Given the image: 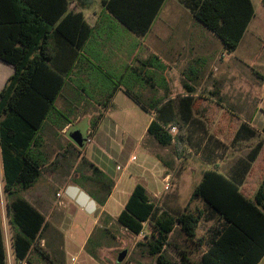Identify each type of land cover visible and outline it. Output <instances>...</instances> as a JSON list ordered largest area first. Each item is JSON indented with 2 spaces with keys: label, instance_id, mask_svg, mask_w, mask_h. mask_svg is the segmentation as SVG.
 <instances>
[{
  "label": "trees",
  "instance_id": "obj_1",
  "mask_svg": "<svg viewBox=\"0 0 264 264\" xmlns=\"http://www.w3.org/2000/svg\"><path fill=\"white\" fill-rule=\"evenodd\" d=\"M55 1V4L48 3ZM0 0V60L14 67V74L0 92V150L3 168V188L8 198L10 225L14 231L13 247L18 263L32 264L30 253L37 248L46 226V218L27 200L21 191L34 186L42 173V162L37 156L41 145L40 134L45 123L60 115L56 102L62 94L81 50L92 35V28L81 13L68 12L61 0ZM155 9V14L159 6ZM194 18L211 30L228 52H234L255 16L252 0H180ZM108 8L139 36H144L154 20H143L130 14L128 17ZM264 8V0H262ZM131 8L134 5H130ZM129 7V6H128ZM159 61V58L155 57ZM163 66L165 64L159 61ZM126 93L147 113L154 115L147 135L162 148L173 147L179 160L186 153V126L189 123V91L187 96L159 107H148L129 90ZM114 93L111 95V98ZM175 106H174V104ZM173 104V105H172ZM171 105V106H170ZM167 107V108H166ZM170 107L172 109L168 110ZM176 108V110H175ZM191 112V111H190ZM104 114L91 123L93 137ZM176 129L173 135L172 129ZM264 134V127L261 130ZM259 132L242 122L235 133V143L255 138ZM264 149L258 143L250 152L240 179L229 178L217 170L206 171L202 182L194 189L190 202L199 199L205 211L194 214L189 203L184 212L174 216L154 204L143 185L138 184L117 221L128 232L142 235L145 225L149 235L139 246L147 249L156 264H175L163 251L170 246V236L179 229L189 239V255L179 264H259L264 257V182L253 198L242 188L247 174L252 170ZM207 158L210 154L204 153ZM96 177L88 179L102 193L101 206L109 199L114 182L96 168ZM85 181V179H84ZM203 219V220H202ZM210 224L199 236L201 223ZM207 245L200 263L192 259L193 246ZM0 264H7L4 235L0 217Z\"/></svg>",
  "mask_w": 264,
  "mask_h": 264
},
{
  "label": "crops",
  "instance_id": "obj_2",
  "mask_svg": "<svg viewBox=\"0 0 264 264\" xmlns=\"http://www.w3.org/2000/svg\"><path fill=\"white\" fill-rule=\"evenodd\" d=\"M65 2L68 5V12L81 13L84 16L86 23L92 28V35L83 46L81 56L76 62L65 88L56 102L61 116L54 115L51 117L45 123L40 134L41 145L36 153L42 162L43 168L41 176L38 179L45 178L49 182L50 187L47 190L40 189L36 191L27 201L46 218V226L42 235L47 229L52 227L58 228L59 232L63 234L62 229L66 226L65 222L69 221L68 218L71 215L72 217L73 215L75 216V213H78L82 217V220H75L81 222L80 225H83L85 222L87 224L90 223L91 226L85 230L83 243L79 251L82 255V261H79V258L75 257L72 258V264H86L87 262L98 264V260L86 251V246L96 231V228L94 229L93 227L100 225L101 217L104 214H106L107 218L109 217L116 222L124 210L129 199L120 205V199L123 197L122 188L129 183L126 180L125 172L131 170L130 180H134L131 184L133 186L132 190L138 184L143 185L154 204H156L155 201L159 202L162 199L161 196L158 197L157 194L149 192V190L154 191L156 189L158 185L157 176L163 174L162 182L166 188L168 181L170 185L173 173L170 171L167 162L163 160L160 154L155 152V149L160 148V146L152 138L149 145L147 141L145 142V152L141 155L139 163H137L138 159L132 161V158H130L125 168L117 166L116 172L109 168L107 170L99 168L100 166L88 164L91 171L76 177L81 182H73L71 176L66 177L67 174H65L69 151H65L64 143L61 141V136L69 133L73 128V123L71 120L63 121L60 117L62 115L65 116L64 113L73 115L77 112L74 114L76 115L74 120L77 123L81 121L80 115L82 114L88 115L92 119L96 111H102L104 118L100 123L97 133L91 137V143L95 141L97 148L101 152L112 151L110 155L115 157H120L121 154L114 150V148H119L120 146L114 134L120 125L124 124V128L127 126L128 130L134 129L135 126L144 129L143 135L140 138V141H142L144 134H147L149 125L154 120V115L145 112L126 93V90L139 97L142 103L150 108L155 103H161L159 105L160 108L166 105L167 99L171 98L172 90L169 73L173 70L175 61L180 60L182 57V54H176L178 51L175 49L174 40L172 39L175 34L174 29L172 26H168L167 23L189 16V42L182 49L186 52V58L189 61V79L183 86L186 92L189 91V99H192L189 101V123L186 126L188 142L185 154H189L192 162L193 154H196L207 165L208 169L206 171L217 170L229 178L240 179L244 175V167L250 152L258 143L264 142V134L261 133L264 124L261 128H257L252 120L238 119L239 124L235 133L239 129L240 124L245 122L249 124L250 128L259 132V134L251 140L235 143L233 142L234 133L228 148L236 149L237 146L247 147L248 153L245 156L238 157V159L228 165L227 156H224V150H228V148H226L223 140L218 135L212 134L213 131L220 130V126L225 124L224 113L220 115L219 111H211V107L214 103H217L219 107L225 110V107L221 104L222 96L225 93L217 85L221 76H229L236 79L238 85H234L237 87L234 90H236L237 95L243 92L241 79L244 76L249 78L252 84L256 83L254 80L260 78L263 80L264 85V76L260 70L254 69V67H258L261 70L264 69V45L261 51H257L255 54L252 52L251 47H249V50L242 48L243 41L248 33L251 32L255 39H260V34L264 32V22L261 25H256L254 22L256 19L255 15L238 48L234 52H228L223 42L211 30L197 21L180 0H165L163 5L159 6V10L155 16V9L160 5L161 0H61V6ZM104 2L106 5L109 2H114V9L120 11V14L124 15V17L135 14L140 16L141 19L147 20L153 16L154 20L149 31L144 36H139L123 23L108 6H105ZM168 3L170 5L166 8ZM48 4L53 5L55 1ZM130 5H134V7L131 8ZM162 18H165L166 21L162 22ZM159 26H161V29ZM153 33L162 37L158 38V41L164 44V49L160 50L156 46L146 44V38ZM155 57L159 58V61H162L166 65L164 71L162 64L155 60ZM0 62L2 61L0 60ZM2 63L10 66L12 71L3 74L0 92L7 80L14 74V67L12 65L5 62ZM243 67L252 70V77L244 74ZM114 80L118 82L114 83ZM210 80L211 83L208 84ZM198 83L204 86L198 88ZM113 93L114 96L111 98ZM177 97L169 100L174 101ZM233 99L237 102V105L239 103L240 105L242 104L240 96L236 99L233 97ZM170 109L172 107L168 110ZM83 111L87 112L84 113ZM214 112L217 113V120L215 122L213 120L209 121L208 118ZM88 133H91V122ZM127 143L129 145V140H127ZM121 145L123 147L124 142ZM164 149L167 151V148ZM204 153L210 154V157L207 158ZM50 155H52L51 158ZM174 161L175 165H177L179 159L175 156ZM72 163L70 170H75L77 161L74 160ZM96 168L102 171L108 180L114 182L112 193L104 206H101L98 201V198L102 195L98 188L92 190L85 185L89 181L88 179L96 177ZM256 168L259 171L255 174V189L257 186L260 187L264 182V149L245 178L242 188L245 189L246 193H248L247 187L249 186L252 172ZM193 169L192 165V171ZM206 171L201 173L199 176L200 180L194 189L202 182ZM118 172L120 174H117ZM189 175L192 176L193 174ZM53 187L58 189L55 192V199L53 198V192L48 190ZM255 193L256 191L253 194L248 193V195L250 198H253ZM58 194H61V197L58 198ZM190 199V212L198 214L203 211L199 205V201L201 200L196 199L190 202ZM156 206L158 205L156 204ZM110 209L115 212H108ZM104 222L106 223L107 220L105 219ZM202 225H204L203 222L199 226V229ZM121 228L126 230L122 226ZM126 232L128 231L126 230ZM198 234L199 236L203 235L199 230ZM43 241L48 240L45 239ZM61 243L62 251L68 252L73 247L74 242L64 238ZM203 247L193 248L192 252L196 253ZM189 250L191 249L189 248ZM259 264H264V257Z\"/></svg>",
  "mask_w": 264,
  "mask_h": 264
},
{
  "label": "rangeland",
  "instance_id": "obj_3",
  "mask_svg": "<svg viewBox=\"0 0 264 264\" xmlns=\"http://www.w3.org/2000/svg\"><path fill=\"white\" fill-rule=\"evenodd\" d=\"M255 5V23L256 25H261L264 22V8L261 0H253ZM169 3L166 5V8L169 7ZM187 11V10H185ZM166 17V15H164ZM162 16V17H164ZM166 19L162 18V22H165ZM168 26H172L174 29V40L175 49L178 51L176 54H182L180 60L175 61V66L173 70L169 73V78L171 80V98L173 97H181V95H188L186 90H184V84L188 82L189 79V61L186 58V52L182 49L185 44L189 42V16L178 18L177 20H173L172 22L167 23ZM161 29V26H159ZM158 38H162L156 34H150L146 38V44H151L153 46L158 47L160 50L164 49V44L158 41ZM264 45V32L260 34V39H255L253 34L250 32L246 35L242 48L251 47L252 52H260ZM166 48V47H165ZM174 54V53H173ZM264 58V55H263ZM12 68L2 62H0V85L3 82V74H7L11 72ZM256 70H260L261 74L264 76V69H258V67H254ZM244 74L246 76L252 77V70L249 68L243 67ZM162 78V77H161ZM212 78V77H211ZM213 80V79H211ZM211 80L208 84L211 83ZM242 90L243 92L237 95L236 89L234 86L237 84L236 79L230 78L229 76H221L220 81L217 82L219 88L224 90V95L222 96L221 104L225 107H219L217 103H214L211 107V111H219V114L224 113L225 124L220 126V130L213 131V135H218L226 145V148L229 147L230 142L233 138V135L238 127L239 120H252L253 124L257 128H261L264 124V85L263 80L257 78L254 80L255 84L251 83V80L247 77H242ZM118 82L114 80V83ZM113 83V82H112ZM113 83V85H114ZM198 88L203 87L204 85L201 83L197 84ZM246 87V88H245ZM248 91V92H247ZM163 93V92H162ZM236 93V94H235ZM241 98V105H237V102L233 99L237 97ZM167 99V103L170 102ZM58 108V104L56 105ZM224 111V112H221ZM82 112V111H80ZM84 113L87 111H83ZM77 113V112H76ZM74 113V114H76ZM102 113V111H96L95 114L91 117L88 115L82 114L80 115L81 121L75 123L74 117L76 115H71L68 113H64L61 120H71L73 123V128L69 131L67 135L61 136V141L64 143L65 151H69L68 161L66 166V177L71 176V180L73 182H81L79 177L81 174H86L91 171L90 166L88 164H93L95 166H100L99 168L110 170H115L116 167L120 166L123 169L125 168L127 161L132 158V156H136L139 160H141V155L145 152L144 144L147 141L148 145L152 138L144 134L142 141H140L141 136L143 135L144 129L139 126H135L134 129L128 130L127 126L124 128V124L120 125V127L114 132L115 138L117 142L120 144L119 148H114L115 151L120 152V157H115L110 155L112 151L101 152L96 145V142L88 143L87 140L89 137V126L90 122L92 123L94 120L98 118V116ZM115 117V116H113ZM221 118V117H220ZM209 121L213 120L215 122L217 120V113H213L208 118ZM175 134V133H174ZM173 134V135H174ZM79 135L82 140V144L78 145L75 137ZM127 140H129V145H127ZM124 142V146L122 147V143ZM127 143V144H126ZM224 149V148H223ZM156 153L160 154L165 162H167L170 171L173 173V178L170 182V188L168 191L165 190V185L162 182L163 174L157 176L156 180L158 181V185L154 191L149 190L150 193L157 194L158 197L161 196L162 199L155 203L159 207L165 208L174 216L180 215L185 211L187 205L189 203L190 196L194 187L199 182V176L202 172L208 169L207 165L193 154V162L190 160L189 154H184V156L179 160L178 164L175 165L174 157L176 156L175 150L173 147L167 148L165 151L164 148L160 147L155 149ZM189 151V149H187ZM248 153L247 147H236L228 148V150H224V156H227L228 165H230L233 161L238 159L240 156H245ZM52 155H50L51 158ZM177 157V156H176ZM49 158V160H50ZM77 161V167L75 170H70L72 167V162ZM70 162V163H69ZM69 163V165H68ZM72 163V164H71ZM193 163V164H192ZM193 171H192V165ZM262 164V163H261ZM260 164V165H261ZM162 167V166H161ZM224 167V166H223ZM163 168V167H162ZM258 168V167H257ZM256 168L252 172V177L249 182V186L247 187V192L249 194H253L259 188L258 186L255 189V174L259 171ZM70 170V171H69ZM264 170V169H263ZM2 161L0 155V217H1V225L3 229L4 241L6 249L13 243V235L14 231L10 225L9 219L10 215L8 213V203H10L13 199L8 198L4 192V186L2 182ZM47 173V172H46ZM131 170L125 172L126 180L129 181L127 186L122 188L123 197H121L120 205L122 202H125L128 198H130L133 190L131 184L134 180H130ZM117 174H120L118 172ZM189 174H193L192 176ZM155 175V174H154ZM254 178V179H253ZM85 183V182H84ZM85 185L92 190H95L96 187L89 181L85 183ZM49 182L45 178H40L34 184L32 188L27 191H21L19 196L28 200L31 198V195L38 190H47L49 188ZM53 192V198L55 199V187L48 189ZM62 194V191L60 189ZM58 197V196H57ZM99 197V196H98ZM59 198V197H58ZM200 208L205 211V204L199 201ZM117 208V207H116ZM101 209V208H99ZM119 210V207H118ZM114 213L115 211L110 209V211ZM117 212V211H116ZM74 217V218H73ZM72 215L68 218L69 221L65 222L66 226L62 229L63 234L59 232L58 228H50L47 229L46 232L41 236L38 241L37 248L33 249L30 253L29 260L32 264H72V258H79V261H82V255L79 253L81 249V245L83 243L85 230L89 228L90 223H85L80 225L81 222L75 221L76 219L82 220V217L75 213V216ZM107 220L105 223L104 220ZM111 224V225H108ZM213 223L202 225L199 231L202 234H205V231L209 228ZM96 228L93 236L89 240L86 246V251L94 256L98 260V264H156V258L150 257L146 252L147 249L144 246H139L140 242L144 241V237L149 235V228L145 225V229L142 235H134L130 232H126L123 230L118 223V221L114 222L111 218H107L106 214L101 217V223ZM66 238L68 241L72 240L73 247L69 249L68 252H64L61 249V242ZM48 241H43V240ZM170 246L165 247L163 254L170 259L173 263L179 264L183 255H189V239L177 229L169 238ZM192 245V244H191ZM194 249L198 248L197 246L192 245ZM207 245L200 249L198 252H192V259L196 263H200L202 255L207 251ZM85 252V253H87ZM84 255L86 256V254ZM83 255V257H85ZM125 255V256H124ZM7 264H21L16 262L15 257L12 255L10 259L7 260ZM86 264H91L87 262Z\"/></svg>",
  "mask_w": 264,
  "mask_h": 264
},
{
  "label": "built area",
  "instance_id": "obj_4",
  "mask_svg": "<svg viewBox=\"0 0 264 264\" xmlns=\"http://www.w3.org/2000/svg\"><path fill=\"white\" fill-rule=\"evenodd\" d=\"M173 134L176 133V129L173 128L172 131H171ZM89 139L87 140L88 143H91L92 142V138L90 136V133H89ZM137 158L136 157H132V161H136ZM3 170V168H2ZM2 182H3V172H2ZM170 188V185H169V181L167 182V185H166V190H168ZM58 197H61V194H58L57 195ZM4 244H5V241H4ZM5 251H6V258L7 260L10 259L12 257V255L14 256V247H13V243L6 249L5 247ZM15 257V256H14ZM73 261H75V259H73ZM21 264H28L26 262L24 263H21Z\"/></svg>",
  "mask_w": 264,
  "mask_h": 264
},
{
  "label": "water",
  "instance_id": "obj_5",
  "mask_svg": "<svg viewBox=\"0 0 264 264\" xmlns=\"http://www.w3.org/2000/svg\"><path fill=\"white\" fill-rule=\"evenodd\" d=\"M75 139H76L78 145H81V144H82V140H81V137H79V135H77V136L75 137ZM124 256H125V255H124Z\"/></svg>",
  "mask_w": 264,
  "mask_h": 264
}]
</instances>
